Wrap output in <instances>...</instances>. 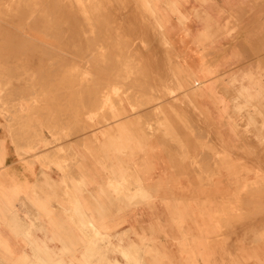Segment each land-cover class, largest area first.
<instances>
[{
	"label": "crops",
	"instance_id": "1",
	"mask_svg": "<svg viewBox=\"0 0 264 264\" xmlns=\"http://www.w3.org/2000/svg\"><path fill=\"white\" fill-rule=\"evenodd\" d=\"M260 2L151 0L176 63L161 79L159 66L149 65L153 79L140 87L150 100L135 115L124 96L115 122L89 134L77 129L62 142L44 131L41 149L27 155L0 116V264L244 263L227 256L216 239L222 228L207 218L221 214L232 187L225 177L195 174L190 153L243 150L224 109L228 97L218 90L219 72L236 67L215 62L220 54L248 57L264 49ZM153 90L160 95L149 96ZM148 122L166 128L143 131ZM249 258L264 264V240Z\"/></svg>",
	"mask_w": 264,
	"mask_h": 264
},
{
	"label": "rangeland",
	"instance_id": "2",
	"mask_svg": "<svg viewBox=\"0 0 264 264\" xmlns=\"http://www.w3.org/2000/svg\"><path fill=\"white\" fill-rule=\"evenodd\" d=\"M110 1L0 0V116L5 120L11 133L14 131L19 138L23 139L24 147L19 150L20 155H27L41 149L44 144V131L53 140L62 142L69 140L77 129H79V133L89 134L93 127L96 130L98 125L115 122L122 117L124 96L127 97V105L130 106L132 115L137 114L142 107L147 106L148 100H150L140 92L142 90L140 86L145 84L146 80H149L148 78L153 79L148 77V72H146L149 65L159 66L157 78L161 79L165 73L169 74L173 63H176L175 58L169 54V44L163 34L162 26L157 23L151 7V0H119V4L116 0ZM51 2L55 6H58L60 2L66 5L67 8L64 7L65 13L69 15L63 14L61 18L71 21L72 24H69L73 25L74 28L76 27V31L74 30L76 33L73 31L76 36L73 34V39H61L57 27L58 23L55 22L59 18L51 15L48 8ZM106 2L107 4H105ZM70 4L74 6L77 4V7ZM108 4L110 7H107ZM69 6L75 10H71ZM93 6L96 7L93 8ZM125 6L129 7V10L135 11L134 13H137L135 16L145 15L146 21L143 22L145 24L142 23V27H139L143 29L133 27L134 20H130L128 25V20L126 21V17L123 18L121 13H119L120 16H117L118 11H123ZM73 11L77 12L76 15L79 13L80 15L76 17ZM259 14L264 15V9H259ZM116 17L118 18L116 19ZM120 17L122 19H119ZM48 20H52V23ZM121 20L122 22H120ZM77 21L80 23L79 25ZM107 21L109 23L114 22V25L111 24L113 26L110 28L111 30L109 29L111 34H103L99 29L94 30L102 23H108ZM81 23L86 25L83 26ZM140 33H143V37L146 35V43H144L145 38L143 39ZM147 41L149 45H146L148 44ZM113 48L115 50L111 51ZM74 51H76V55L67 57L69 56L68 53ZM231 52L234 53V51ZM122 54L124 55L122 56ZM82 57L83 59H81ZM219 57V60L215 62L216 68L236 67L235 72H219V75L223 77L218 78V90L228 97L224 109L239 136V140L243 142V150L228 151L225 155L224 153H214V151L195 154V156L190 153V166L195 174L204 176L210 181L222 176L230 183L232 196H227L221 200L219 205L221 214L207 218L211 223L222 228L221 232L223 233H218L216 239L226 248L227 256H241L242 261H244L243 264H250L252 258L249 257L252 255V249L264 240V49H259V52L250 50L248 57L240 55L239 52L233 56L220 54ZM65 59L68 62H65ZM84 60L90 61L86 63ZM79 61L80 63H78ZM161 65L165 68H162ZM62 72L65 76L60 74ZM129 83L134 84V88L128 87ZM136 88L137 90H135ZM163 90L167 91V95H171V91L168 89L163 88ZM176 90L180 91L181 88L177 86ZM157 94L160 95L153 90L149 96L154 97ZM129 96H131L130 101ZM155 112L158 116H164L162 111L156 110ZM179 121L183 124L185 119L179 118ZM165 128V122L164 124L157 122L156 124H148L142 129L143 131H151L152 129ZM94 139L96 141L95 136ZM86 146L87 143L84 140L83 147ZM45 147L49 148V144H45ZM87 151L90 153V150ZM56 152L58 155L67 153L65 150H56ZM39 159L41 162V158ZM205 163H213L212 168L204 167ZM114 191L117 192V189L114 188ZM180 223H182L181 220ZM225 232L228 234L227 238L223 235ZM238 235L242 237L235 240ZM99 241L104 242L105 239L100 237Z\"/></svg>",
	"mask_w": 264,
	"mask_h": 264
},
{
	"label": "bare ground",
	"instance_id": "3",
	"mask_svg": "<svg viewBox=\"0 0 264 264\" xmlns=\"http://www.w3.org/2000/svg\"><path fill=\"white\" fill-rule=\"evenodd\" d=\"M48 1H49V0H48ZM90 1H91V0H90ZM111 1H114V0H111ZM111 1H110V2H111ZM116 1L118 2L119 0H116ZM135 1H136V0H135ZM135 1H134V2H135ZM143 1H144V0H143ZM43 2H44V1H43ZM54 2H55V0H54ZM117 2H116V4H117ZM132 2H133V1H132ZM132 2H130V3H132ZM145 2H146V1H145ZM52 3H53V2H51V4L48 5V8H49V10H50V12H51V15H54V17L57 16V17L59 18V19H57V21H55V22L58 23L57 27H58V29H59V32H60L59 34H60L61 39H63V38H64L65 40H67V39H69V38H72V39H73V37H74V36H73V34H74L73 31H74V30L76 31V27L74 28L73 25L71 26V24H72L71 21H69V20L67 21V19L64 20V19H65L64 17H63L64 19L61 18V16H62L63 14H66V13H65L66 9H64V7L67 8L66 5H63V4H61V2H60V4H59L58 6H55V5H52ZM75 3H76V2H75ZM103 3H104V2H103ZM108 3H109V2H108ZM140 3H141V2H140ZM53 4H54V3H53ZM90 4H91V3H90ZM95 4H96V3H95ZM101 4H102V3H101ZM105 4H107V2H106ZM110 4H112V3H110ZM118 4H119V2H118ZM33 5H34V4H33ZM46 5H47V4H46ZM56 5H57V4H56ZM67 5H68V3H67ZM70 5H72V4H70ZM76 5H77V4H76ZM76 5H75V6H76ZM85 5H87V4H85ZM85 5H84V6H85ZM93 5H94V3H93ZM97 5H98V4H97ZM97 5H96V6H97ZM99 5H100V4H99ZM103 5H104V4H103ZM108 5H109V4H108ZM129 5H130V4H129ZM134 5H135V4H134ZM147 5H148V4H147ZM36 6H37V4H36ZM44 6H45V4H44ZM72 6L75 7L74 5H72ZM78 6H79V5H78ZM96 6H93V8L96 7ZM118 6H119V5H118ZM127 6H128V5H127ZM127 6H125V9H124L123 11L121 10L122 12H121V11H120V12L118 11L117 16H120V15H121V16H123V18L126 17L125 20H126V21L128 20L127 23H128V22H131L130 20H134L133 27H135V28H137V29H143V28H139V27L142 25L143 22L146 21V19H145V15H142V14H141V15H139V16H138V15L135 16L137 13H134L135 11H133V10H129V7L127 8ZM73 7H70V6H69L70 9L73 8ZM76 7H77V6H76ZM81 7H82V6H81ZM89 7H90V6H89ZM100 7H101V6H100ZM104 7H105V6H104ZM107 7H110V5L107 6ZM132 7L134 8V6H132ZM62 8H63V9H62ZM69 8H68V9H69ZM98 8H99V7H98ZM120 8H121V6H120ZM56 9H57V10H56ZM91 9H92V8H91ZM100 9H102V8H100ZM103 9H104V8H103ZM111 9H112V8H111ZM115 9H116V8H115ZM122 9H123V8H122ZM139 9H140V8H139ZM62 10H64V11H62ZM71 10H75V9H71ZM71 10H70V11H71ZM105 10H106V9H105ZM105 10H104V11H105ZM109 10H110V8H109ZM56 11H58V12H56ZM77 11H78V10H77ZM81 11H82V10H81ZM95 11H96V10H95ZM114 11H116V10H114ZM144 11H145V10H144ZM63 12H64V13H63ZM6 13H7V12H6ZM70 13H72V12H70ZM73 13L75 14V13H77V12H76V11H75V12L73 11ZM102 13H103V12H102ZM106 13H107V12H106ZM109 13H110V12H109ZM119 13H121V14L119 15ZM143 13H144V12H143ZM147 13H148V12H147ZM67 14H68V13H67ZM67 14H66V15H67ZM99 14H100V13H98V15H99ZM107 14H108V13H107ZM112 14H113V12H112ZM112 14H111V15H112ZM145 14H146V13H145ZM68 15H69V14H68ZM70 15H71V14H70ZM79 15H80V13H79ZM79 15H76V14H75L76 17H78ZM98 15H97V16H98ZM100 15H101V14H100ZM108 15H109V14H108ZM72 16H73V15H72ZM50 17H51V16H50ZM54 17H53V18H54ZM73 17H74V16H73ZM80 17H81V16H80ZM80 17H79V18H80ZM89 17H90V16H89ZM114 17H115V16H114ZM134 17H136V18H135V19H132V18H134ZM66 18H67V16H66ZM69 18H71V17H69ZM81 18H82V17H81ZM90 18H91V17H90ZM117 18H118V17H116V19H117ZM147 18H149V17H147ZM47 19H48V18H47ZM54 19H55V18H54ZM74 19H75V18H74ZM107 19H110V18L107 17ZM116 19H115V20H116ZM119 19H122V18L120 17ZM119 19H118V20H119ZM76 20H78V19H76ZM83 20H84V19H83ZM83 20H81V21H83ZM91 20H92V19H91ZM123 20H124V19H123ZM147 20H148V19H147ZM48 21H49V20H48ZM81 21H80V22H81ZM102 21H103V20H102ZM110 21H111V20H110ZM126 21L124 22V24L126 23ZM149 21H150V20H149ZM49 22L52 23V20L49 21ZM77 22H78V21H77ZM83 22H84V21H83ZM83 22H82V23H83ZM107 22H108V23H105V22L102 23V25H99L100 27L98 26L97 29L95 28L94 30H98V29H99V31L102 32L103 34H104V33H105V34H106V33H110V34H111V32H110L111 29H110V28L113 27V26H111V24L114 25V22H113V23H109V21H107ZM116 22L118 23V21H115V23H116ZM120 22H122V20H121ZM120 22H119V23H120ZM151 22H152V21H151ZM51 23H50V25H51ZM69 23H71V24H69ZM74 23H75V22H74ZM82 23H81V24H82ZM98 23H99V22H98ZM53 24H54V22H53ZM53 24H52V25H53ZM77 24L79 25L80 23L78 22ZM83 24H84V23H83ZM83 24H82V25H83ZM92 24H93V22H92ZM96 24H97V23H96ZM129 24H130V23H128V25H129ZM143 24H145V23H143ZM69 25H70V27H69ZM85 25H86V24H85ZM85 25H83V26H85ZM118 25H119V24H118ZM45 26H46V24H45ZM87 26H88V25H87ZM149 26H150V25H149ZM48 27H49V26H48ZM50 27H51V26H50ZM117 27H118V26H117ZM133 27H132V28H133ZM141 27H142V26H141ZM146 27H147V25H146ZM146 27H144V28H146ZM152 27H153V26H152ZM55 28H56V27H55ZM78 28H80V27H78ZM84 28H85V27H84ZM114 28H115V26H114ZM132 28L130 29L131 31L134 29V28H133V29H132ZM28 29H29V28H28ZM109 29H110V30H109ZM114 30H115V29H114ZM57 31H58V30H57ZM57 31H55V32H57ZM75 31H74V32H75ZM77 31H78V30H77ZM80 31H81V29H80ZM82 31H83V30H82ZM106 31H107V32H106ZM108 31H109V32H108ZM134 31H135V29H134ZM136 31H137V30H136ZM138 31H139V30H138ZM29 32H30V31H29ZM83 32H84V31H83ZM75 33H76V32H75ZM84 33H85V32H84ZM112 33H113V32H112ZM150 33H151V32H150ZM94 34H95V33H94ZM97 34H98V33H97ZM99 34H100V33H99ZM145 34H146V33H145ZM74 35H75V34H74ZM77 35H78V34H77ZM85 35H86V34H85ZM100 35H101V34H100ZM115 35H116V34H115ZM137 35H138V34H137ZM140 35L142 36L143 39L145 38V42H144V43H146V35H145L144 37H143V33H142V34L140 33ZM140 35H139V36H140ZM46 36H47V34H46ZM75 36H76V35H75ZM94 36H95V35H94ZM39 37H40V36H39ZM42 37H43V36H42ZM48 37H49V36H48ZM103 37H105V36H103ZM53 38H54V37H53ZM77 38H78V37H77ZM82 38H83V37H82ZM100 38H101V37H100ZM136 38L138 39V37H136ZM40 39H41V38H40ZM106 39H107V37H106ZM106 39H105V41H106V43H107V40H106ZM143 39H141V40H143ZM45 40H47V39H45ZM48 40H49V39H48ZM48 40H47V41H48ZM51 40H52V38H51ZM51 40H50V41H51ZM74 40H77V39L74 38ZM90 40H91V39H90ZM114 40H115V38H114ZM117 40H118V39H117ZM43 41H44V40H43ZM47 41H46V43H47ZM50 41H49V43H50ZM54 41H55V39H54ZM56 41H57V40H56ZM86 41H87V39H86ZM110 41H111V40H110ZM121 41H122V40H121ZM148 41H149V40H148ZM148 41H147V43H148ZM52 43H53V40L51 41V44H52ZM94 43H95V41H94ZM103 43H104V41H103ZM122 43H123V41H122ZM139 43H140V42H139ZM142 43H143V41H142ZM152 43H153V42H152ZM152 43H150V44H152ZM156 43H157V41H156ZM86 44H87V43H86ZM108 44H109V41H108ZM108 44H107V45H108ZM110 44H111V43H110ZM59 45H60V43H59ZM59 45H57V46H59ZM94 45H95V44H94ZM121 45H122V44H121ZM135 45H136V44H135ZM138 45H139V44H138ZM146 45H149V43L146 44ZM110 46H111V45H110ZM110 46H109V47H110ZM157 46H158V45H157ZM53 47H54V46H53ZM94 47H95V46H94ZM97 47H98V46H97ZM105 47H106V46H105ZM107 47H108V46H107ZM51 48H52V47H51ZM79 48H80V47H79ZM122 48H124V47H122ZM129 48H130V47H129ZM144 48H145V47H144ZM48 49H49V48H48ZM52 49H53V48H52ZM107 49H108V48H107ZM68 50H69V49H68ZM105 50H106V49H105ZM114 50H115V49L113 48V50H111V51H114ZM116 50H117V49H116ZM151 50H152V49H151ZM56 51H57V50H56ZM87 51H88V50H87ZM135 51H136V50H135ZM137 51H138V50H137ZM141 51H142V50H141ZM141 51H140V52H141ZM54 52H55V51H54ZM81 52H82V50H81ZM118 52H119V51H118ZM118 52H116V53H118ZM121 52H122V50H121ZM123 52H124V51H123ZM52 53H53V52H52ZM55 53H57V52H55ZM59 53H60V52H59ZM61 53H63V52L61 51ZM78 53H79V52H78ZM83 53H84V52H83ZM107 53H109V52H107ZM114 53H115V52H114ZM141 53H142V52H141ZM73 54L76 55V51L68 53L69 56H67V57H71V55H73ZM79 54H80V53H79ZM81 54H82V53H81ZM85 54H86V53H85ZM85 54H84V56H86ZM90 54H91V52H90ZM92 54H93V53H92ZM118 54H121V53H118ZM66 55H67V54H66ZM82 55H83V54H82ZM87 55H89V54H87ZM123 55H124V54H122V56H123ZM132 55H133V52H132ZM135 55H136V54H135ZM150 55H151V54H150ZM53 56H54V54H53ZM79 56H80V55H79ZM93 56H94V55H93ZM93 56H91V57H93ZM107 56H108V55H107ZM120 56H121V55H120ZM142 56H143V55H142ZM151 56H152V55H151ZM89 57H90V56H89ZM110 57H111V56H110ZM54 58H55V57H54ZM86 58H87V57H86ZM102 58H103V57H102ZM117 58H118V57H117ZM148 58H149V57H148ZM150 58H151V57H150ZM63 59H64V58H63ZM74 59H75V58H74ZM81 59H83V57H82ZM88 59H89V58H88ZM118 59H119V58H118ZM52 60H53V59H52ZM70 61H71V60H70ZM70 61H69V62H70ZM87 61H88V60H87ZM87 61L84 60V62H86V63H88L90 60H89L88 62H87ZM93 61H94V60H93ZM147 61H148V60H147ZM149 61H150V60H149ZM151 61H152V60H151ZM65 62H68L67 59H65ZM91 62H92V61H91ZM98 62H99V61H98ZM103 62H104V61H103ZM119 62H120V61H119ZM121 62H122V61H121ZM153 62H154V61H153ZM70 63H71V62H70ZM78 63H80V61H79ZM104 63H105V62H104ZM115 63H116V62H115ZM115 63H114V65H115ZM124 63H125V62H124ZM141 63H142V62H141ZM93 64H94V63H93ZM93 64H92V65H93ZM166 64H167V63H166ZM76 65L78 66V64H76ZM79 65L82 66L81 64H79ZM83 65H85V64H83ZM88 65H89V64H88ZM120 65H122V64L120 63ZM142 65H143V64H142ZM142 65H141V66H142ZM148 65H149V64H148ZM57 66H58V65H57ZM70 66H72V65H70ZM104 66H105V65H104ZM151 66H152V65H151ZM72 67H73V66H72ZM78 67H79V66H78ZM88 67H89V66H88ZM94 67H95V66H94ZM96 67H97V65H96ZM98 67H100V66L98 65ZM121 67H122V66H121ZM54 68H55V67H54ZM67 68H68V67H67ZM104 68H105V67H104ZM117 68H118V67H117ZM127 68H128V67H127ZM150 68H151V67H150ZM63 69H64V68H63ZM80 69H82V68H80ZM90 70H91V69H90ZM98 70H99V69H98ZM143 70H144V69H143ZM52 71H53V70H52ZM64 71H65V70H64ZM67 71H68V69H67ZM118 71H119V69H118ZM135 71H136V70H135ZM101 72H102V71H101ZM104 72H105V71H104ZM114 72H115V71H114ZM105 73H106V72H105ZM135 73H136V72H135ZM50 74H51V73H50ZM60 74H63V75H64L63 72L60 73ZM103 74H104V73H103ZM114 74H115V73H114ZM119 74H120V73H119ZM145 74H146V73H145ZM165 74H166V73H165ZM66 75H68V74H66ZM71 75H72V74H71ZM105 75H106V74H105ZM107 75H108V74H107ZM159 75H160V74H159ZM64 76H65V75H64ZM139 76H140V75H139ZM55 77H56V76H55ZM60 77H61V76H60ZM69 77H70V76H69ZM71 77H72V76H71ZM111 77H112V76H111ZM153 77H154V76H153ZM61 78H62V77H61ZM63 78H64V77H63ZM118 78H119V77H118ZM56 79H57V78H56ZM65 79H66V78H65ZM67 79H68V77H67ZM54 80H55V79H54ZM115 80H116V79H115ZM157 80H158V79H157ZM101 81H102V80H101ZM123 81H124V80H123ZM51 82H52V80H51ZM56 82H57V80H56ZM68 82H69V81H68ZM121 82H122V81H121ZM146 82H147V80H146ZM54 83H55V82H54ZM60 83H61V82H60ZM104 83H105V82H104ZM154 83H155V82H154ZM164 83H165V82H164ZM164 83H163V84H164ZM140 84H141V83H140ZM83 85H84V84H83ZM103 85H105V84H103ZM109 85H110V84H109ZM141 85H142V84H141ZM157 85H158V84H157ZM72 86H73V85H72ZM129 86H130V85H129ZM129 86H128V87H129ZM133 86H134V85H133ZM149 86H150V85H149ZM152 86H153V85H152ZM152 86H151V87H152ZM73 87H74V86H73ZM130 87H131V86H130ZM147 87H148V86H147ZM151 87H150V88H151ZM164 87H165V86H164ZM99 88H100V87H99ZM138 88H139V87H138ZM154 88H155V87H154ZM101 89H102V88H101ZM152 89H153V88H152ZM59 90H60V89H59ZM59 90H58V91H59ZM90 90H91V88H90ZM135 90H137V88H136ZM150 90H151V89H150ZM159 90H160V89H159ZM159 90H158V91H159ZM58 91H57V92H58ZM96 91H97V90H96ZM132 91H133V90H132ZM132 91H131V92H132ZM163 91H164V90H163ZM61 92H62V91H61ZM74 92H75V91H74ZM140 92H141V91H140ZM142 92H143V91H142ZM91 93H92V92H91ZM138 93H139V91H138ZM153 93H154V92H153ZM163 93H164V92H162V94H163ZM81 94H82V93H81ZM97 94H98V92H97ZM167 94H168V93H167ZM59 95H60V94H59ZM90 95H91V94H90ZM142 96H143V95H142ZM152 96H153V95H152ZM85 97H86V96H85ZM93 97L95 98V95H94ZM64 98H65V97H64ZM70 98H71V97H70ZM129 98H130V97H129ZM177 98H178V97H177ZM148 99H149V98H148ZM75 100H76V99H75ZM130 100H131V99H130ZM140 100H141V99H140ZM64 101H65V100H64ZM97 101H98V100H97ZM142 102H143V101H142ZM168 102H169V101H168ZM143 103H145V102H143ZM182 103H183V102H182ZM132 104H133V103H132ZM136 104H137V103H136ZM66 105H67V104H66ZM130 105H131V104H130ZM134 105H135V104H134ZM175 105H176V104H175ZM175 105H174V106H175ZM92 106H93V105H92ZM95 106H96V105H95ZM142 106H143V105H142ZM145 106H146V105H145ZM151 106H153V105H151ZM172 106H173V105H172ZM84 107H85V106H84ZM149 107H150V106H149ZM68 108H69V107H68ZM93 108H94V107H93ZM142 108H143V107H142ZM144 108H146V107H144ZM63 109H64V108H63ZM179 109H180V108H179ZM65 110H66V109H65ZM73 110H74V109H73ZM148 110H150V109H148ZM173 110H176V109H173ZM180 110H181V109H180ZM180 110H179V111H180ZM151 111H152V110H151ZM176 111H177V110H176ZM182 112H183V111H182ZM143 113H144V112H143ZM176 114H177V113H176ZM188 114H189V113H188ZM190 114H191V113H190ZM144 115H146V114H144ZM183 115H184V113H183ZM67 116H68V115H67ZM69 116H70V115H69ZM147 116H148V115H147ZM152 116H153V115H152ZM185 116H186V115H185ZM69 118H70V117H69ZM72 118H73V117H72ZM145 118H146V117H145ZM149 118H150V117H149ZM186 119H187V118H186ZM148 120H149V119H148ZM149 121H150V120H149ZM188 121H189V120H188ZM153 122H154V121H153ZM187 123H188V122H187ZM193 123H194V122H193ZM260 123H261V122H260ZM260 123H259V124H260ZM148 124H149V122H148ZM154 124H155V123H154ZM204 124H205V123H204ZM189 125H190V124H189ZM241 125H242V124H241ZM58 126H59V125H58ZM79 126H80V125H79ZM241 127H242V126H241ZM188 128H189V126H188ZM37 129H38V128H37ZM204 132H205V131H204ZM206 132H207V131H206ZM39 133H40V132H39ZM164 133H165V132H164ZM204 134H205V133H204ZM40 135H41V134H40ZM198 135H199V134H198ZM12 136H13V135H12ZM40 137H41V136H40ZM197 137H198V136H197ZM210 138H211V137H210ZM39 141H40V140H39ZM80 142H81V141H80ZM77 144H78V143H77ZM250 144H251V143H250ZM259 144H260V143H259ZM262 144H263V143H262ZM219 148H220V147H219ZM177 152H178V151H177ZM220 154H221V153H220ZM208 155H209V154H208ZM256 155H257V154H256ZM196 156H197V155H196ZM203 156H204V154H203ZM209 156H210V155H209ZM211 156H212V155H211ZM261 156H262V155H261ZM208 158H209V157H208ZM203 160H204V159H203ZM203 160H202V161H203ZM209 160H210V159H209ZM216 160H217V159H216ZM260 160H261V159H260ZM214 161H215V160H214ZM239 161H240V160H239ZM251 161H252V159H251ZM262 161H263V160H262ZM209 162H210V161H209ZM253 166H254V165H253ZM194 167H195V166H194ZM201 168H202V167H201ZM211 168H212V167H211ZM211 168H210V169H211ZM196 170H197V169H196ZM212 175H213V172H212ZM203 178H204V177H203ZM257 182H258V181H257ZM208 186H209V185H208ZM238 188H239V187H238ZM262 188H263V187H262ZM263 189H264V188H263ZM261 190H262V189H261ZM262 192H263V191H262ZM249 194H250V193H249ZM249 194H248V195H249ZM261 195H262V194H261ZM254 197H256V196H254ZM218 198H219V197H218ZM256 198H259V197H256ZM260 198H261V197H260ZM262 198H263V197H262ZM240 199H241V198H240ZM252 200H253V199H252ZM260 200H261V199H260ZM262 200H263V199H262ZM256 201H257V200H256ZM263 202H264V201H263ZM240 205H241V204H240ZM241 208H242V207H241ZM241 208H240V209H241ZM243 208H244V207H243ZM246 210H247V209H246ZM246 210H245V211H246ZM239 222H240V221H239ZM257 224H258V223H257ZM251 225H252V224H251ZM230 227H231V226H230Z\"/></svg>",
	"mask_w": 264,
	"mask_h": 264
}]
</instances>
